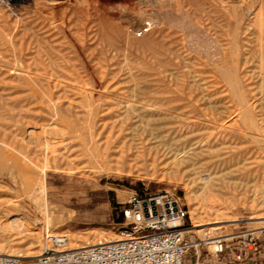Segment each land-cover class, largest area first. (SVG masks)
Returning a JSON list of instances; mask_svg holds the SVG:
<instances>
[{"label":"rangeland","instance_id":"1","mask_svg":"<svg viewBox=\"0 0 264 264\" xmlns=\"http://www.w3.org/2000/svg\"><path fill=\"white\" fill-rule=\"evenodd\" d=\"M37 1L0 0V186H5L0 187V196L18 195L15 200L25 206L10 213L0 207L1 253L30 258L48 248L93 245L98 242L96 235L101 241L119 239V232L127 229L123 211L129 198L142 192L177 194L188 209L189 224L198 239L214 240L228 232L264 227L256 219L264 215V209L255 205V180L249 187L208 200L198 192L193 200L194 186L175 173L178 166L160 139L145 132L148 117L141 110L142 102L151 101L160 109L153 121L156 125L181 129V134L190 137L211 133L218 139L213 145L226 150H253L255 146L239 134L244 132L239 123L241 108L232 88L214 64L205 66L201 59L202 54L223 51L224 60L230 63L236 46L249 105L243 109L264 118L263 48L255 28L256 14L261 9L264 12L260 3L264 0H194L190 15H182L191 33L176 35L177 46L192 54L191 63L164 75L157 73L164 68L159 54L162 35L132 32L127 40L125 35H106L98 20L82 25L79 14L65 9L56 12L40 7ZM141 1L131 4L137 16L151 14L146 10L158 13L164 4L163 0ZM236 20H242L238 32L234 30ZM121 24L132 30L127 27L129 21ZM203 25L210 27V35L200 34L198 28ZM223 123L230 126L226 132L220 128ZM14 164L27 169L29 176L48 166L45 207L33 203L19 188ZM261 178L255 181L258 185L264 184ZM233 218L237 221L228 222ZM197 221L205 225L194 228ZM55 237L70 242L58 247Z\"/></svg>","mask_w":264,"mask_h":264},{"label":"bare ground","instance_id":"2","mask_svg":"<svg viewBox=\"0 0 264 264\" xmlns=\"http://www.w3.org/2000/svg\"><path fill=\"white\" fill-rule=\"evenodd\" d=\"M34 1H36V0H34ZM132 1L135 2V0H38L35 3H37L38 5L39 4L44 5L45 7L48 6L47 8H50L51 10L56 11V12L60 11L62 9H65V10L69 11L70 13H72V15L74 13H77L80 15V16L78 15L80 17V18L79 17L78 18L81 19L82 25L87 24L86 21L96 22L98 20L99 23L104 24L103 26L102 25L99 26V27H104L103 28L104 34H106V35H125V37L127 36L125 40H127L128 35H132V32H134L133 35H137V36H138V33H140L139 34L140 36L141 35L142 36L143 35H152V36L157 35L159 37L160 35H162L160 37H162L163 41L159 45L160 46L159 49L161 51V52H159V54H161V56H163V58H164V60H162V61H164L162 63L164 65V68H163V70L157 72L159 75H164L163 73H167V72L173 71V70H180V69L186 67L189 63H191V61L189 62L188 60L191 59V58H189V55L192 56V54H185L187 49H186V51H185V49H183L185 51L184 52L182 49H180L179 46H177L179 41L177 40L176 35H180V33L183 35H189L191 33L190 25L185 24L189 21L186 20L187 21L186 22L183 19V17L185 18V17H187L185 15H190L188 10H189V8L193 7V5H195L194 0H163L164 4L162 3L163 4L162 8H160V11L158 13L155 11H154L155 13H153L152 12L153 10L152 11L146 10V11L151 13L148 15L145 12L147 14L146 16H145V13H140L138 16L134 14V11L132 10V7H131L132 6L131 4H133ZM203 3H205V2H203ZM260 3H261V5H264L263 4L264 2L262 3V1H260ZM41 5H39V6L41 7ZM155 6H156V4H155ZM160 6H161V3H160ZM35 7H37V5ZM78 7H80L81 10ZM232 7H234V6H232ZM156 8L159 10V8L157 6H156ZM142 9L143 8H141V10ZM157 9H155V10L158 11ZM143 10H145V9H143ZM190 11H192V10H190ZM194 11H195V9H194ZM139 12H140V9H139ZM234 13H236L238 15L237 11H235ZM182 15H184V16L182 17ZM237 15H235V16H237ZM256 17H255L256 21L254 20L256 22L255 28H257V30L259 32L260 38L259 37L258 38L260 39L261 44H262V48H263L262 60H261L260 65H261V68H262L263 73H264V12L262 9L259 11V13L256 14ZM123 20L129 21V25H127V27L129 26L128 28H131L132 30L125 29L122 27V26H124L121 24ZM146 20L147 21L149 20L148 25H146V23H145ZM241 21L236 20V22H235L236 27L234 28V30H236V32H238V30L241 28L240 27V25H242ZM119 22H121V23H119ZM191 24H192V22H191ZM90 26H91V23L89 24V27ZM83 27H85V25ZM196 27H198V26H196ZM209 28L207 25H205V26L203 25V26H200V28H198V29H200V32H201L200 34L210 35L209 34ZM189 29H190V31H188ZM64 31H65V29H64ZM196 31L198 32V30H196ZM83 33H85V31H83ZM193 34H194V32H193ZM82 37H83V35H82ZM236 37H238V36H236ZM92 42H93V40H92ZM83 43L84 42H82V46H83ZM102 44H103V42H102ZM120 47H121V45H120ZM184 47H186V46H184ZM204 47H206V46L204 45ZM129 48H131V47H129ZM206 49H207V47H206ZM128 51H130V50H128ZM202 52H206V51L202 50ZM202 55H204V57L201 60H205V62H204V64H206L205 66H208V65L210 66V64L211 65L214 64V67L216 68L217 73H219L220 78L222 80H224V83L226 82L229 85L228 87L232 88L233 97L237 101L236 103L238 104V106L241 108L238 110V112H239V123L241 125L240 128H242L244 132L239 133V134L244 135L248 139V141L255 146V148L253 150L252 149L242 150L244 148H241V149L238 148L237 150H232L233 148L231 147L232 149L226 150L225 148H222L220 146H216V144L213 145V143H215L218 139L217 138L213 139L211 136V133H210V135L205 134V135L200 136V137H190V136H186L185 134L184 135L181 134L182 133L181 129H168V128H165V126H163V125L162 126L156 125L153 123V121L157 116H160V114H159L160 109L158 107H156L155 104L151 101L142 102L143 107L141 110L144 111L146 113L145 116L148 117L147 123H145L146 124V131L145 132H147L150 135V137L152 135H155L156 138L160 139L162 144L166 147L167 154L171 158H173L174 163H176L178 166L177 172H175V173L184 177V179L186 178V180L190 184H192V186H194L196 193L194 194L193 200L197 198L198 192H200L201 197H205L208 200L210 198L209 196L218 195V194L221 195V194H224L227 192L237 191L238 189H242L245 186L249 187V185L251 184V180L256 181L258 179V177H262L261 179H264V156L263 157L261 156V155H264V118L258 119V117L251 111V109H249V108L243 109V107H245V106L248 107L249 105L247 106L248 100H246V98H245L246 95L244 94L245 90H243L244 89V86L242 83L243 81L240 77L239 50L236 46L234 47V49H232V51H231L232 60L230 63H228L224 60L223 51H219L216 54H212V55H210V54H206V55L202 54ZM202 55L198 54V56H202ZM110 58H112V57H110ZM202 64H203V62H202ZM159 67H161V65ZM262 70H261V73H262ZM157 71H158V69H157ZM170 73H172V72H170ZM87 74H90V73L88 72ZM204 74H206V73H204ZM165 75H167V74H165ZM147 76H149V75H147ZM102 77L103 76H101V79H102ZM160 77H162V76H159V78ZM201 79H203V78H201ZM134 80H136V82H137V79H134ZM202 87H204V86H202ZM158 95H159V93H158ZM199 95H197V96L199 97ZM148 96H149V94H148ZM141 118H142V116H141ZM158 118H160V117H158ZM142 121H143V119H142ZM156 121L157 120L155 119L154 122H156ZM143 123L144 122H142V124ZM226 123H223L222 125L220 124L221 127L219 126L225 132H226L227 128L230 127V126H226ZM236 123H238V122H236ZM192 125H194V124H192ZM143 128H144V125H143ZM178 128H180V127H178ZM217 131H218V129H217ZM210 132H212V131H210ZM153 138H154V136H153ZM155 140L157 141L158 139H155ZM12 169H13V172H15V174H17V176L19 177L20 181L17 184H19V188L23 191V193L25 195H27L26 197L29 198L33 203L35 201V203L37 202L41 206L45 207L46 206V198H47V188H46V184H45V176H46V172L48 170V166L40 168V170L38 172H36L30 176L27 173V169L22 168L18 164L12 165ZM86 172L87 171H82V173H84V174ZM17 176H16V178H17ZM255 181L252 184L255 187V194H254L255 195L254 200L256 203L255 205L264 209V184L258 185V182H255ZM260 183H262V182H260ZM239 185H241L242 187L241 186L239 187ZM0 187L4 188L5 186H0ZM7 188L12 191V188L10 186H8ZM238 194H240V193H238ZM18 197H19L18 195L17 196H7V197L0 196V207L3 209L6 208V212L8 211V213H10L11 211L19 210L20 208L25 207L23 202L15 200V198L17 199ZM215 199H217V198H215ZM227 199H229V198H227ZM190 200H192L191 196H190ZM256 219L260 220L259 222L264 224V215L258 216ZM201 221L202 220H200V222ZM236 221L237 220L233 218L228 222H236ZM197 222H198V224H195L194 228L202 227L205 225L203 223H200L199 221H197ZM215 223L217 224V223H224V222H216L215 221ZM195 231L200 232L202 230H195ZM99 239H97V235H96L95 241L98 240L97 243H95L93 245L82 246L81 248H69L68 250L83 249V248H88L91 246L102 245V244H106V243H112V242H116V241L120 240V239H116V240L101 241ZM60 242H61L60 237H55L54 243H56L57 245H61ZM69 242H70V239L67 238L64 245L67 246L69 244ZM10 246H11V244H10ZM0 255L23 257V255H16V254H11V253L10 254H3L1 252H0Z\"/></svg>","mask_w":264,"mask_h":264},{"label":"built area","instance_id":"3","mask_svg":"<svg viewBox=\"0 0 264 264\" xmlns=\"http://www.w3.org/2000/svg\"><path fill=\"white\" fill-rule=\"evenodd\" d=\"M123 214L127 229L119 232V241L76 250L48 248L30 258L0 255V264H190L191 258L200 264L203 249L219 259L229 248L238 252L235 258L241 262L251 251L264 250V227L198 239L187 207L170 191L133 193ZM60 239L56 245L65 247L67 239Z\"/></svg>","mask_w":264,"mask_h":264},{"label":"crops","instance_id":"4","mask_svg":"<svg viewBox=\"0 0 264 264\" xmlns=\"http://www.w3.org/2000/svg\"><path fill=\"white\" fill-rule=\"evenodd\" d=\"M261 242L264 245V233L260 235ZM237 251H233L231 248L222 255L219 259L210 256L206 249H203L202 262L200 264H264V250L251 251L248 258L244 261L238 262L235 258ZM190 264H195L194 258H191Z\"/></svg>","mask_w":264,"mask_h":264}]
</instances>
